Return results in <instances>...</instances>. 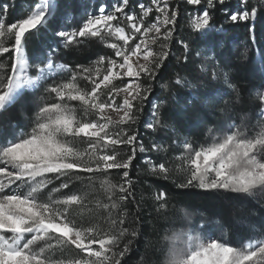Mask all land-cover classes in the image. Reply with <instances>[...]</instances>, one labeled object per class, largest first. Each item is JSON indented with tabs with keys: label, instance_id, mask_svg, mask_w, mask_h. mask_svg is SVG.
I'll return each mask as SVG.
<instances>
[{
	"label": "snow or ice",
	"instance_id": "6c2138e0",
	"mask_svg": "<svg viewBox=\"0 0 264 264\" xmlns=\"http://www.w3.org/2000/svg\"><path fill=\"white\" fill-rule=\"evenodd\" d=\"M186 2L200 5L202 0ZM208 4L213 6V0ZM7 7L0 4V37H9L7 46L0 40V55L7 54L10 61L0 63V111L29 89L43 87L53 102L38 106L30 131L0 132V264H121L138 235L133 225L139 223V216L129 209L137 203L129 174L133 161L138 152L167 151L156 142L146 147L135 125L152 91L151 82L169 57L178 12L170 0L139 3V13L130 7V0H116L109 7L98 5L92 14L85 6L82 23L53 31L52 44L62 41L68 48L91 38L106 42V37L115 36L123 45L107 43L119 60L101 56L92 67L72 68L55 63L52 57L57 49L52 44L47 54L28 51L33 36L46 30L54 18L69 15L66 0H32L30 14L15 21L7 20ZM151 14L155 19L146 24ZM255 15L253 8L229 14L228 19L235 23ZM121 18L130 32L114 23ZM190 27L207 35L214 27L209 11L204 9L192 18ZM181 43L187 50L189 45ZM201 70L207 74L209 66L202 65ZM65 72L70 78L58 82L56 77ZM211 75L216 78L217 71ZM80 79L91 87L82 89ZM224 83L236 90L227 73ZM163 87L194 85L177 76ZM226 94L219 89L214 93ZM256 98L261 118L258 131L250 133L243 121L232 123L229 131L213 136L211 144L194 148L185 140L183 152L173 160L153 163L148 159V170L164 180L179 174L180 182L173 180L179 189L264 193V92ZM71 101H78L79 109ZM159 108L153 106L146 123L152 131L166 126ZM208 131L211 135L213 130ZM113 170L120 177L118 182L111 179ZM152 199L161 212L169 194L161 188ZM180 238L165 237L173 241L167 264H264V234L240 247L192 235L186 237V247H181L175 243ZM69 249L78 250L77 254L68 258Z\"/></svg>",
	"mask_w": 264,
	"mask_h": 264
},
{
	"label": "trees",
	"instance_id": "16d2710c",
	"mask_svg": "<svg viewBox=\"0 0 264 264\" xmlns=\"http://www.w3.org/2000/svg\"><path fill=\"white\" fill-rule=\"evenodd\" d=\"M203 1L207 4V10L212 17L213 24L224 26L227 30H230L231 28L224 21L228 18L229 14L235 13V10L227 9V2L234 1L233 6H236L238 0H223V3L213 0V6L211 7L208 4V0ZM77 2L78 0H66L67 5L70 7V12L74 14L79 12L80 9ZM260 2L261 0H245L244 6L248 11L255 8L256 13L261 18L264 17V7L260 5ZM31 3L32 0H0V4L8 6L6 13L8 21H15L26 17L29 14V9L25 4L30 5ZM61 18H54L52 24L46 30L37 33L31 38L28 46L29 54L33 52L39 54L41 51L45 54L50 52L48 45L52 44L53 31L60 28V25L63 24ZM180 21L181 15L177 18L174 37L169 43V57L158 71L156 80L151 82L152 91L145 102L147 105L144 104L143 111L139 113V120L136 126L140 130L138 138L144 145H147V143L143 133L146 135L152 134L149 129H146V117L150 111L151 103L155 100L161 102L159 114L163 123H167L169 129L182 128V122L176 119V114H174L172 108L174 90L177 87H163L164 84L174 81L182 71H187L188 61L186 62L185 57H188L194 48L193 46H189L187 51L184 49L183 44L180 43L179 37L185 35V30L181 26ZM238 24L237 22H232L234 26ZM176 35L179 36L178 39L175 38ZM8 39L9 37L6 35L5 37H1L0 40L5 41L7 46ZM102 42L98 38H91L68 48H65L61 43L58 45L52 44V47L57 49L52 58L55 63L62 62L72 68H75L77 65L92 67L99 57L112 56L111 49L106 47ZM5 62H10L7 54L0 55V63ZM70 75V73L65 72L57 76L56 79L59 82L70 78ZM78 84L82 89H84L83 86H89V83L83 79L78 80ZM247 88L244 82L238 81L236 91L231 97L228 96L229 103L224 108L225 116H216L220 117L217 118L220 119V122L225 117V121L223 120L225 124L224 128L226 124L235 122V116L240 110L248 108L246 104L250 95H248ZM237 96L240 97V102H237ZM51 102H53L52 98L48 97L43 87L38 91H25L16 103L6 111H0V132H12L13 130L29 131L35 119L38 106ZM73 105L79 109L78 101H75ZM209 122L210 119L207 120V124ZM161 128H158L155 132L161 131ZM203 131L204 128L201 126L197 134L200 135ZM197 137L193 141L194 144H198L200 137L204 138V135ZM125 151L127 150L125 149ZM159 154L161 152L149 151L146 155L138 152L136 160L133 161V167L129 174L135 183L134 192L137 203L130 205L129 209L133 214L139 216V223L133 225L136 227L138 235L133 239L130 251L124 256L121 264H167L171 243L170 239H165V237L171 238L175 236L176 232L180 230L185 231L201 223L212 225L216 224L215 222H219L223 226L228 220L240 219L243 222L249 221L256 224L251 219L249 212L252 202L250 201V195L225 192L223 190L205 192L195 187L179 189L173 182V180L176 183L180 182L178 178L179 174L174 175L168 180L152 174L148 170V165L144 158H150L153 163L161 162L158 160ZM111 179L113 182H118L120 179L116 175L115 170H113ZM161 188L168 192L169 200L167 207L161 210V212H157L152 195ZM137 205L139 206L137 207ZM128 239L131 238L128 237L121 241L120 249L123 248ZM68 251H73L74 255H76L78 250L69 249Z\"/></svg>",
	"mask_w": 264,
	"mask_h": 264
},
{
	"label": "rangeland",
	"instance_id": "374dc122",
	"mask_svg": "<svg viewBox=\"0 0 264 264\" xmlns=\"http://www.w3.org/2000/svg\"><path fill=\"white\" fill-rule=\"evenodd\" d=\"M77 3L80 7L79 12L75 14L70 12L69 15L62 17L61 21L63 24L60 25L61 27L57 30H62L65 24H67L70 29L82 23L85 6L87 13L92 14L96 11L98 5L109 7L115 4L116 0H78ZM139 3L147 5L150 3V0H130V7L137 13H139V8L137 7ZM244 3L245 0H238L236 6H233L234 1H230L227 2L228 5L226 7L227 9L235 10V13L242 12L247 10ZM25 5H27L26 7L29 9L30 14V5ZM260 5L264 7V0H261ZM170 6L177 10V18L181 15V26L185 30V35L183 37L176 35L175 38L178 39L179 37L180 43L183 41L189 46L194 47L186 60V62L188 61L187 71H182L179 74L180 77H186L194 87H177L174 90V103L172 108L174 114H176V119L182 122V128L175 130L169 129L167 127L168 124L164 122L166 126L162 127L161 131L156 133L146 126V129H149L152 134L146 135L143 133L147 143L145 146L150 147L153 142H156L162 144L164 148L167 149L166 152L161 151V154H159L158 160L161 162L165 159L173 160L174 157L183 152L182 144L185 140L191 142L194 148H199L201 145L211 144L213 136L219 137L229 131L228 125L230 124H226L225 128L223 127L225 126L223 122V120L225 121V117L221 122L220 119H217L220 117H216L220 115L225 116V101L229 102L228 96L231 97L236 91L228 88L224 83L225 73H227L229 82L235 85V89L237 88L238 81L244 82L248 87V95H250L246 104L248 108L240 110L235 116V122H231V124L235 123L239 125L243 121L244 125L247 127V131L250 133L259 130L257 124L261 118L258 115V109L255 107L258 103L256 97L258 92H264V87H262L264 86V17L260 18L256 13V15L251 17L248 21H238L237 23L239 24L237 26L232 25L231 20L227 18L224 23L229 25L231 28L230 30H227L224 26H216L212 22L214 27L208 30L207 35H203L198 34L190 27V20L200 14L204 9H207L205 1L202 0L200 5H189L186 0H170ZM154 19L155 14H151L149 18H146L145 23H151ZM114 23H119L120 26L125 27L126 32L131 31L123 18ZM137 36H139V34H137ZM60 43L63 45L62 41ZM102 43L106 47L107 43L123 45V41H120L115 36L106 37V42L103 41ZM130 43L134 44V42ZM153 47L156 48L157 46ZM111 51V57L119 60L118 57H115L114 50L111 49ZM56 64L64 63L56 62ZM202 65L209 66L207 74L202 72ZM212 71H217L216 78L212 77ZM197 76L200 78L194 79V77ZM125 81H127V78H125ZM115 83H119V81ZM88 87L90 88L91 85L83 86L84 89ZM217 89L227 94L216 96L214 93ZM25 91L33 92L36 90L29 89ZM239 98L240 97L237 99L236 97L237 102H240ZM117 99L119 100V97ZM70 103L73 105L75 101H71ZM151 104L150 111L146 117V123L150 122L152 118L151 112L153 106H160L161 102L155 100ZM93 118V116L89 117V119ZM209 119L210 122L207 124V120ZM136 125L135 129L139 132L140 130ZM201 126H203L204 131L202 134L198 135L197 131H199ZM209 129L213 130L211 135L209 134ZM19 131L15 132L18 133ZM203 135L204 138L200 137ZM197 136L200 137V141L198 144H194L193 141L198 138ZM80 146L86 147L84 144ZM147 153L149 152L144 153V155ZM148 159L150 158H144L146 161ZM250 197V201L252 202L249 212L251 214V219L254 220L256 224L231 218V220L225 222L223 226L219 222H215L216 224L212 225L201 223L185 231L180 230L176 232L175 236L181 238L176 240L175 243L178 246L186 247V237L192 235L200 236L204 239L212 237L219 242H227L229 246L240 247L254 236L264 234V193L257 191L254 195H250ZM170 243L172 246L173 241L170 240ZM74 254L73 251L67 250L65 252V256L68 258L74 256ZM57 255H59V253H57Z\"/></svg>",
	"mask_w": 264,
	"mask_h": 264
}]
</instances>
